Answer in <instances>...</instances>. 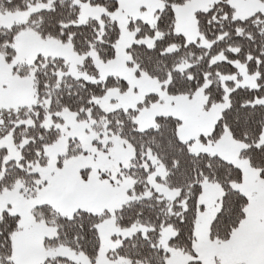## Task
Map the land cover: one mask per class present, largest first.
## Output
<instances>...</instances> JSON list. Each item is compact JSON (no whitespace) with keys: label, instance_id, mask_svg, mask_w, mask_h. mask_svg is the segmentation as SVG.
<instances>
[{"label":"snow or ice","instance_id":"6c2138e0","mask_svg":"<svg viewBox=\"0 0 264 264\" xmlns=\"http://www.w3.org/2000/svg\"><path fill=\"white\" fill-rule=\"evenodd\" d=\"M0 264H264V0H0Z\"/></svg>","mask_w":264,"mask_h":264}]
</instances>
